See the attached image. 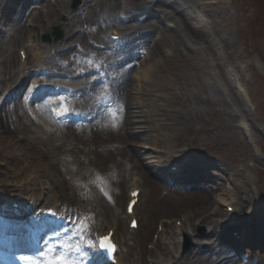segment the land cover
<instances>
[{"label": "rangeland", "instance_id": "1", "mask_svg": "<svg viewBox=\"0 0 264 264\" xmlns=\"http://www.w3.org/2000/svg\"><path fill=\"white\" fill-rule=\"evenodd\" d=\"M133 1L0 0V97L17 92L14 103L0 110L1 122L10 131L19 128L23 137L22 126L13 119L22 121L29 137L14 147L13 132L0 129V264L94 260L89 229L98 232L100 206L109 214L101 222L109 219L115 227L122 217L116 238L127 246L118 252L125 264L183 263L191 250L203 257L213 242L230 246L229 258L221 264H248L253 255L264 264V0H166L178 7L177 14L168 16L154 8L153 15L141 12L138 18L131 15ZM176 16L185 20L186 30ZM14 17L19 19L12 24ZM94 17L105 26L93 24ZM147 21L154 26L145 33V43L133 45L129 33L143 30ZM14 28L22 36L19 44L11 41ZM114 32L118 40L111 39ZM100 34L108 53H99L92 44ZM63 45L69 46L66 54L57 50ZM20 50L25 54L22 65ZM119 50L125 51L124 59L120 53L109 54ZM11 55L15 64L9 70L3 62ZM79 67L87 71L84 78L76 76ZM124 74L128 79L120 84ZM111 75L118 79V96L128 84L123 95L132 129L125 132L124 146L142 165L140 172H130L124 161L115 165L119 174H127L118 204L107 180L108 164L86 157L79 163L61 148L45 158L39 142L54 134L53 143H61L65 105L82 100L75 91H102L103 84L92 81ZM45 85L51 91L42 95ZM2 104L0 100V108ZM49 104L59 119L52 118ZM180 114L193 118L183 135L178 134L180 121L174 120ZM141 173L161 175L162 181L143 185L145 196L135 213L139 227L130 229L124 202ZM220 194L250 208L232 215L223 203L207 212L212 223L183 224V204L194 196L214 201ZM169 196L180 204L167 206ZM10 199L22 200L24 207L13 212ZM216 208L230 216H215ZM107 226L103 223L101 230ZM213 226L217 231L211 232Z\"/></svg>", "mask_w": 264, "mask_h": 264}, {"label": "bare ground", "instance_id": "2", "mask_svg": "<svg viewBox=\"0 0 264 264\" xmlns=\"http://www.w3.org/2000/svg\"><path fill=\"white\" fill-rule=\"evenodd\" d=\"M117 0H113V4H116ZM134 5L131 7L132 11L131 15L132 18H138V15L143 12L147 13L150 16L154 14L156 10H159L160 12H164L165 15L170 16L171 14H177L178 7L175 4H171L166 0H134ZM153 9V11L151 10ZM154 8L155 11H154ZM19 17L24 16V11L19 13ZM18 17H14V19H11V23L14 24L15 20H18ZM179 22H181L183 28L186 30L187 25L185 23V20L181 17H177ZM108 20H112L109 18ZM93 24H98L97 26L103 27L105 26V23H103L100 18L96 19L94 17V20L92 19ZM150 21V20H149ZM149 21H147V24L144 26L143 30L135 29L132 31V33H129V36L132 38H135V42L133 45H136L138 43H145V33L148 32L149 34V28L153 27L154 24H151ZM9 24V23H8ZM15 29V28H14ZM115 33V32H114ZM190 35V34H189ZM128 36H125L126 40L129 42ZM192 37L194 40H198V38L192 34ZM104 37L100 34L99 36L95 37L94 39V47L96 50L99 51V53H108L106 51V46H108V43L105 42L103 39ZM22 39V36L20 35L19 31L15 29L13 30V35H11V41L12 44H17L20 43ZM1 42L5 43V40L2 39ZM98 46V47H96ZM69 46L63 45V46H57V50L61 52V54H66L67 49ZM62 48V49H61ZM61 49V50H59ZM114 49V47H112ZM117 53H120L122 58H125V51L119 50L117 52L109 53L115 56ZM60 53H56L55 55H58ZM27 57V56H26ZM121 59V60H123ZM20 65H22V61L20 60ZM25 62V61H24ZM15 64V58L13 55H11L10 58L4 60L3 66L4 68H10L11 70ZM122 65V64H120ZM97 66H94V69H96ZM80 72L77 73L78 78H84L87 75L86 72H81V67H79ZM128 77L124 74L122 76V79L120 81V84H123L127 81ZM117 81L118 79L115 78L113 75L108 76V77H102L99 80H94L92 81V84H103V90L99 91L97 93L93 92V89L90 88H81L77 89L75 91L76 94H80L82 97V100L75 103L74 105H65L66 112L62 114L61 118V128H62V134L64 135L63 138L64 140L59 143L55 144L53 141L55 140L56 136L54 134H49V136L43 140H39L41 143V147L43 150H41V155L44 156L45 158L50 156V155H55L57 152H60V148L63 150V154L66 153H72L74 159L81 163L84 158H88V160L92 161L93 163H103L104 165L108 164L111 167L109 175L112 173H118L119 171L115 169V165H119L121 162H127L128 165V170L130 172H140V168H142L141 163L139 162V159L134 155L133 150L130 148H126L124 144L126 143V138H125V132L130 133L131 131V119L126 118V116H129V111L127 109V102L124 100V93L126 90V87L128 84H125L121 90L119 96L116 94L115 90L117 87ZM91 84V85H92ZM1 89V88H0ZM41 94L43 95L44 93L50 92L51 89L47 86H44L41 88ZM89 93V94H87ZM17 95V92H12L11 95H4L0 97V100H2L3 104L0 110H3L2 108L5 107L6 104L11 103L15 100L14 95ZM36 94V92H35ZM40 93H37L36 96L39 97L41 95ZM31 96V95H30ZM11 112V110H10ZM14 118V117H13ZM74 118H77L78 120H72ZM2 116L0 117V122L2 120ZM174 120L176 122L180 121L181 126L179 127L181 130L179 131L178 134L183 135L185 132H187L190 128V124L193 123V118L192 116L188 114H180V118L175 116ZM72 123V121H76L75 125L72 126L68 122ZM13 122L19 126H22V133L26 134L27 129L22 123V121H16L13 119ZM85 125L88 126L86 130H82L78 127L77 124ZM127 125V126H126ZM10 127H5L2 122L0 129L7 131L9 133L13 132L10 134L12 136L11 143L15 146H20V140L21 139H27L29 138L28 136L23 134V137L20 135V129L17 128L16 126L12 131L9 129ZM31 139V138H30ZM29 139V140H30ZM67 141H70L72 145H69ZM3 155V154H2ZM179 158V155H174V159L171 161V165H173V161H176V159ZM183 160V159H182ZM178 162V161H177ZM108 175V182L111 183L112 185V190L114 196L115 202L118 204L122 201V197L125 194L124 191V182L125 179L127 178L126 173L122 174H116L114 177H111V175ZM161 175L156 176L153 174L152 178H149L148 175H144L143 173L140 174V179H134L132 181V187L130 188L129 191L134 190V189H139L138 193V199L136 204L134 205V210L132 215L134 216L136 211L138 210V207L140 205V202L144 198L145 194L143 189V185L147 184L149 186V181L153 182H159L161 180ZM149 180V181H148ZM85 195H90L91 201H94L95 198L91 196V193H88V190H85ZM170 197V196H169ZM195 200L189 201L185 204H183V210L185 211V216L183 218V224H194L196 220H200L201 222H213L212 215H208V211L212 209L213 206H220L223 203L225 204V207L228 205H231L233 207L232 210V215L235 214L237 211H244L245 208L249 209L250 206L244 205L243 207L239 206L236 201H234L233 196H228L225 198L222 194L218 195V198L215 199L214 201H211V198L209 196H194ZM168 201L166 202L168 205H176L180 204V201L176 197H170L167 199ZM153 202L149 201V205L153 206ZM125 204L124 203V210L123 214L126 215L125 213ZM100 215L97 218V221L100 223H97L99 232H102L101 230L103 223L105 225H108L107 227L113 228L112 224L114 223L110 221L109 219H106L105 221L101 222L104 218H108L109 214L107 210H105L104 207H99ZM214 215L215 216H220V214L225 215L226 217L230 216V213L225 212V214L221 213L219 208H216L214 210ZM240 213V212H239ZM241 215V214H240ZM130 217V216H129ZM118 218V217H117ZM122 217L118 218L120 223H115V229L111 235V238L114 240L116 243L117 250L120 247L122 250H126L127 246H123L121 242H119L116 238V235L118 233V228L120 229V226L122 225ZM178 216H176L175 220H178ZM118 222V221H117ZM129 222V219H128ZM217 222V221H216ZM218 223V222H217ZM89 228V227H88ZM138 228V225H137ZM108 229V228H107ZM217 231L215 226L211 228V232ZM89 232L92 233V231L89 229ZM103 233V232H102ZM98 233H93L94 237ZM138 244V250H141V244L140 241L137 243ZM122 245V246H120ZM208 248L210 250L201 258L194 256V251L191 250L186 256H185V262L186 264H221L223 260H227L229 258L228 253H230L231 249L230 246H221L220 243L213 242L212 245H208ZM129 251V247H128ZM151 253V251H149ZM97 256L94 260L92 259H85V262L87 264H100L101 261V256L99 252H97ZM129 254V252H128ZM140 254V253H139ZM141 257V254L139 255V258ZM183 255L181 256V258ZM193 257V259H192ZM256 256L253 255L251 258V263H257V260L255 258ZM100 260V261H99ZM117 264H125L124 257L122 255L117 254ZM130 261L129 264H133L132 260ZM153 260H151L152 262ZM157 262V261H156ZM183 263H178V264H184ZM239 260H236L235 264H237ZM139 264H143V261L141 260ZM177 264V263H176Z\"/></svg>", "mask_w": 264, "mask_h": 264}, {"label": "snow or ice", "instance_id": "3", "mask_svg": "<svg viewBox=\"0 0 264 264\" xmlns=\"http://www.w3.org/2000/svg\"><path fill=\"white\" fill-rule=\"evenodd\" d=\"M133 196H136L137 193H132ZM132 203H135V201H133ZM130 210H131V204H130ZM89 247H99L101 249L106 250L107 252L112 251L113 249V245L110 243V240L108 237H101L100 238V243L98 245L95 244H89ZM58 261H62V257H57L56 258ZM49 264H55L54 261H50ZM63 264H66V262H63Z\"/></svg>", "mask_w": 264, "mask_h": 264}]
</instances>
